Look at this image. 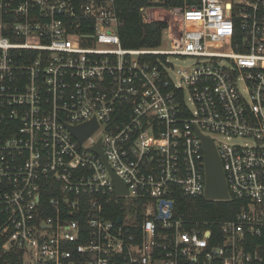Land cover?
<instances>
[{
	"label": "built area",
	"instance_id": "1",
	"mask_svg": "<svg viewBox=\"0 0 264 264\" xmlns=\"http://www.w3.org/2000/svg\"><path fill=\"white\" fill-rule=\"evenodd\" d=\"M149 9L163 43L130 49L115 0H0V236L25 264H264V0ZM181 195L241 204L202 221Z\"/></svg>",
	"mask_w": 264,
	"mask_h": 264
},
{
	"label": "trees",
	"instance_id": "2",
	"mask_svg": "<svg viewBox=\"0 0 264 264\" xmlns=\"http://www.w3.org/2000/svg\"><path fill=\"white\" fill-rule=\"evenodd\" d=\"M199 0H115V6L123 24L119 28L122 45L130 49L158 48L163 43V31L167 23L160 20L143 21V8L183 7ZM241 201L208 200L181 195L176 202L177 210L189 217L204 221L231 219L240 209ZM0 236V264H25L16 249L5 250Z\"/></svg>",
	"mask_w": 264,
	"mask_h": 264
},
{
	"label": "water",
	"instance_id": "3",
	"mask_svg": "<svg viewBox=\"0 0 264 264\" xmlns=\"http://www.w3.org/2000/svg\"><path fill=\"white\" fill-rule=\"evenodd\" d=\"M96 125L89 123L75 132L81 140H84L92 133ZM205 160H206V190L205 197L208 199H227L229 197L225 172L222 167V162L218 155L215 144L207 137H203ZM119 190L126 191L125 186L119 182Z\"/></svg>",
	"mask_w": 264,
	"mask_h": 264
},
{
	"label": "rangeland",
	"instance_id": "4",
	"mask_svg": "<svg viewBox=\"0 0 264 264\" xmlns=\"http://www.w3.org/2000/svg\"><path fill=\"white\" fill-rule=\"evenodd\" d=\"M145 18L147 20H155V19H162L166 18L167 15L164 12L158 11L157 9H149L148 11L144 10L143 12ZM164 47H168V44H164ZM176 65L186 67L191 62V59L189 58H172ZM237 142H243V140H237Z\"/></svg>",
	"mask_w": 264,
	"mask_h": 264
}]
</instances>
